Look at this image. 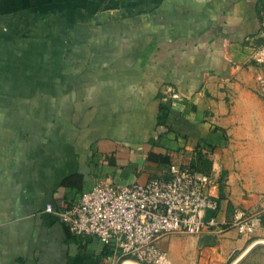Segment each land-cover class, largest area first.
I'll return each mask as SVG.
<instances>
[{"label": "crops", "instance_id": "obj_1", "mask_svg": "<svg viewBox=\"0 0 264 264\" xmlns=\"http://www.w3.org/2000/svg\"><path fill=\"white\" fill-rule=\"evenodd\" d=\"M263 11L264 0H0V264H114L46 204L170 163L205 161L220 219L264 207L249 44ZM249 239L227 228L157 242L173 264H220Z\"/></svg>", "mask_w": 264, "mask_h": 264}, {"label": "built area", "instance_id": "obj_2", "mask_svg": "<svg viewBox=\"0 0 264 264\" xmlns=\"http://www.w3.org/2000/svg\"><path fill=\"white\" fill-rule=\"evenodd\" d=\"M249 44L255 90L264 98V11L261 31ZM163 93L170 98L179 96L171 85H165ZM215 188L208 171L170 163L164 175L143 182L97 181L63 209L50 203L45 209L56 213L72 233L95 236L109 245L112 253L107 259L114 264L121 258L165 264L166 252L157 241L171 233L196 235L235 228L242 237L264 241V207H235L230 216L220 219Z\"/></svg>", "mask_w": 264, "mask_h": 264}, {"label": "rangeland", "instance_id": "obj_3", "mask_svg": "<svg viewBox=\"0 0 264 264\" xmlns=\"http://www.w3.org/2000/svg\"><path fill=\"white\" fill-rule=\"evenodd\" d=\"M204 166L205 163L202 162L200 167L204 168ZM248 245L246 249L239 253L233 252L226 260H222L220 264H264V241L250 238ZM166 256L167 261L165 264H173L167 254ZM124 261L127 262L125 264H139L128 258H121L115 264H123Z\"/></svg>", "mask_w": 264, "mask_h": 264}, {"label": "trees", "instance_id": "obj_4", "mask_svg": "<svg viewBox=\"0 0 264 264\" xmlns=\"http://www.w3.org/2000/svg\"><path fill=\"white\" fill-rule=\"evenodd\" d=\"M148 157L151 158V159L157 160V161H159V160H161V161H165V162H168V161H169V158H168L167 155L157 154V153H155V152H153V151L149 152ZM204 162H205V161H204ZM191 165H192L193 167L197 168V169H202V170H205V171H206V169H203V168L197 167V166H195L194 164H191ZM67 228H68V227H67ZM110 252H111V249H109V248L107 247V245H106V247H105V254H110Z\"/></svg>", "mask_w": 264, "mask_h": 264}, {"label": "bare ground", "instance_id": "obj_5", "mask_svg": "<svg viewBox=\"0 0 264 264\" xmlns=\"http://www.w3.org/2000/svg\"><path fill=\"white\" fill-rule=\"evenodd\" d=\"M124 262H126V261H124ZM127 263V262H126Z\"/></svg>", "mask_w": 264, "mask_h": 264}]
</instances>
